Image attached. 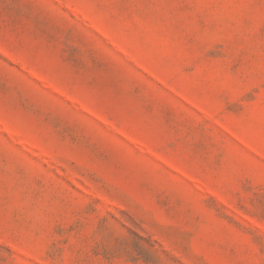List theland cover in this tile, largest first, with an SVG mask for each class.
I'll use <instances>...</instances> for the list:
<instances>
[{"label": "rangeland", "instance_id": "374dc122", "mask_svg": "<svg viewBox=\"0 0 264 264\" xmlns=\"http://www.w3.org/2000/svg\"><path fill=\"white\" fill-rule=\"evenodd\" d=\"M0 264H264V0H0Z\"/></svg>", "mask_w": 264, "mask_h": 264}]
</instances>
